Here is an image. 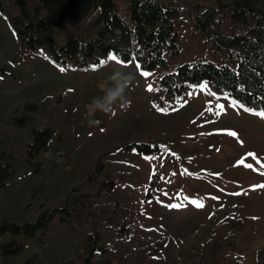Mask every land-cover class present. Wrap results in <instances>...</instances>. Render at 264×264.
Segmentation results:
<instances>
[{
    "label": "rangeland",
    "instance_id": "rangeland-1",
    "mask_svg": "<svg viewBox=\"0 0 264 264\" xmlns=\"http://www.w3.org/2000/svg\"><path fill=\"white\" fill-rule=\"evenodd\" d=\"M112 1L126 18L128 0ZM158 1L178 10V54L165 55L164 69L137 70L132 60L101 66L108 55L82 63L26 50L9 24L12 0H0V153L12 154L1 162L14 169L0 188V225L19 227L0 235V246L20 248L6 257L0 247V264H264V188L254 187L264 185V119L208 81L167 93L165 73L222 59L193 26L216 0ZM114 69L135 73L130 105L97 112L89 126L85 105L102 95L99 81L113 86ZM44 128L47 146L30 149L32 132ZM39 220L44 230L24 228Z\"/></svg>",
    "mask_w": 264,
    "mask_h": 264
},
{
    "label": "trees",
    "instance_id": "trees-1",
    "mask_svg": "<svg viewBox=\"0 0 264 264\" xmlns=\"http://www.w3.org/2000/svg\"><path fill=\"white\" fill-rule=\"evenodd\" d=\"M16 14L9 24L19 44L28 51L43 49L57 61L84 63L97 55L116 54L124 62L136 56L145 70L166 68L178 54L173 21L176 7L158 0H128L126 18H122L112 0H12ZM2 9L0 3V11ZM95 12L86 31L80 25ZM193 26L221 55L222 64L196 61L165 73L160 85L170 96L180 94L188 83L208 81L212 87L233 101L255 111L264 110V0H216L201 9ZM234 61L235 66L229 65ZM24 119L20 121L22 123ZM27 146L42 151L51 139L49 129L35 130ZM0 153V188L13 174L12 162L2 163ZM41 220L24 228L44 230ZM19 229L10 223L0 225V235ZM27 231V230H25ZM30 232V231H29ZM3 256L15 255L19 247L1 245ZM12 251V252H10ZM7 254V255H6Z\"/></svg>",
    "mask_w": 264,
    "mask_h": 264
},
{
    "label": "clouds",
    "instance_id": "clouds-1",
    "mask_svg": "<svg viewBox=\"0 0 264 264\" xmlns=\"http://www.w3.org/2000/svg\"><path fill=\"white\" fill-rule=\"evenodd\" d=\"M117 76L121 77L119 84L115 83ZM135 79L134 71L114 69L113 73L107 78L113 86L106 88L105 83L99 81L98 89L102 95L94 97L91 103L85 105V115L88 125L93 126L99 124V121L94 119L97 112L115 115L117 107H128L130 100L127 96V91Z\"/></svg>",
    "mask_w": 264,
    "mask_h": 264
},
{
    "label": "snow or ice",
    "instance_id": "snow-or-ice-1",
    "mask_svg": "<svg viewBox=\"0 0 264 264\" xmlns=\"http://www.w3.org/2000/svg\"><path fill=\"white\" fill-rule=\"evenodd\" d=\"M135 60H136V56L134 55L132 57V61H135ZM108 61H114V62H116L118 64H125V62L122 61V60H120L116 54L110 53L108 55V57H107V60H101L100 61V65L101 66L104 65ZM132 61H129V63H131ZM125 66H126V64H125ZM91 67H92V70H95L96 67H97V65H93ZM135 67L137 68V70H139L141 68V65L139 63H136ZM60 70L61 71H64L65 69L63 67H61ZM140 75L143 76V77H148V76L151 75V73H149L148 71H141L140 72ZM204 86L205 85H201L200 87H204ZM147 91L152 92V91H154V89H153V87L151 85H148ZM153 107H157V106L156 105H153ZM223 107H224L223 105H219V104L216 105V108H217V113L216 114L217 115L220 114V112L223 110ZM157 111L166 112L167 109H162V108H158L157 107ZM244 111H246V112H253V110L250 109V108H244ZM253 114L254 115H258L260 118L264 119V110H260V111L253 112ZM228 134L231 135V136H235L236 135V133H234V132H229ZM246 157H252L254 160L257 159L256 154L251 153V152L250 153H247L246 154ZM237 163L238 164H243L244 161L242 159V160L238 161ZM244 166L245 167H248V168H252L253 167L251 164H246ZM261 167L264 168V164H261ZM262 174H264V173H262ZM254 187H262V188H264V185H259V186H254ZM232 195H240V193H232ZM211 198L212 199H215V200H218L219 199L218 197H211ZM184 200L187 201L188 198L185 197ZM191 202L194 203V204L196 203L195 201H191ZM196 206L197 207H203V204H196ZM168 207L169 208H179V207H181V204H170V205H168Z\"/></svg>",
    "mask_w": 264,
    "mask_h": 264
}]
</instances>
